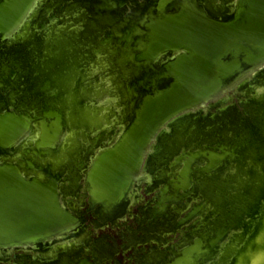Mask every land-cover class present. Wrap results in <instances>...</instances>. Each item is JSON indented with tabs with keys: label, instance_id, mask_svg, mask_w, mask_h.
<instances>
[{
	"label": "water",
	"instance_id": "obj_1",
	"mask_svg": "<svg viewBox=\"0 0 264 264\" xmlns=\"http://www.w3.org/2000/svg\"><path fill=\"white\" fill-rule=\"evenodd\" d=\"M36 1L0 0V92L8 91L10 97L17 95L14 83L23 84L25 66L21 55L7 52L3 43ZM87 2L95 5L99 15L111 17V21H101L96 31L101 46L98 52L108 49L119 61L117 71H122L120 118L115 124L120 130L112 143L81 164L83 174L76 177L77 181L83 179L79 197L77 189L65 187L70 182L65 169L55 168L52 162L53 150L66 129L62 112L60 124L53 130L46 128L40 142L35 138L32 146L19 148L30 130H38L40 120L52 116L18 111L15 99L0 102V250L43 249L61 242L65 234L84 225L86 219L79 210L84 203L95 218V229L124 219L145 153L159 129L181 113L233 90L264 63V0H232L222 14L204 0ZM202 141L200 137L192 145L198 149L172 163L180 164L181 171L170 181L171 194L157 202L159 214L171 201L187 199L195 172L214 174L232 159L234 150L226 151L219 142L201 149ZM194 214L195 209L181 222ZM230 228L217 231L205 249L197 242L164 264H199L229 236ZM78 256L70 258L65 253L55 264H96L95 259Z\"/></svg>",
	"mask_w": 264,
	"mask_h": 264
},
{
	"label": "rangeland",
	"instance_id": "obj_2",
	"mask_svg": "<svg viewBox=\"0 0 264 264\" xmlns=\"http://www.w3.org/2000/svg\"><path fill=\"white\" fill-rule=\"evenodd\" d=\"M45 1V6H47V2H50L51 0ZM70 1H72V3ZM76 1L56 0L57 4L55 7L60 5L59 3L61 2L64 4L66 2V6L82 5V10L75 15L70 12L60 13L59 16H57V22L49 23L43 36L36 35V31L33 29L34 33L26 35L21 41L17 42L16 45L11 44L6 40L3 43V46H6L7 44L10 46L15 45L14 51L17 55L23 56V53L25 52L23 63L25 66L24 78L26 80L23 81L24 78H22V86L20 83L15 82L12 87L13 91L17 94L15 101L16 107L20 108L23 104H27L25 99L27 98L26 94L28 93V103H31V101L32 103L35 102L34 104L38 107H41L42 103L49 104L50 106L49 109H44L42 111L41 116L47 115L52 117L47 120L39 121L38 130L36 131L38 134L36 137L37 141H41V136L46 128L53 130L54 126L60 124L59 111L61 105L65 108L66 129L64 130V133H66V135L63 137L61 147L65 144L66 139L72 136V127L78 124H90L95 127L98 124H101L105 119V104L101 100V97L103 96V93L106 92V89L103 88L100 90L96 87V85L99 87L101 86V82L97 77L100 76L101 73L97 72L95 80L96 85L89 83L82 88L84 97L87 98V100L83 103V107L81 108L80 98H77V96L73 94L72 87L70 88L71 90L67 87L66 75L68 71L87 63L86 61L90 59V61H92L89 62L90 64L97 65L105 70H107V68L109 69L110 74L114 75L112 83L117 87L119 93L120 85L122 83L121 81L123 80L122 71H117L116 58L114 59L112 57L109 50H104L105 52L103 51L104 55L102 57L98 54V50L101 46H99L100 44L98 43L99 38L97 37L96 28L101 25L100 22L103 20L111 21V17L107 15L108 13L99 15L100 13H98L95 5L92 3L90 4L87 0ZM205 1L207 0H204V2ZM107 5L111 6L112 3L107 2ZM82 19L85 20L81 30L60 33L61 36H59L55 42H49V40L46 39V36L51 30L69 28V26L80 22ZM54 25H56V27H54ZM76 38L78 42L72 43L71 40ZM81 38L91 42L87 53L83 44L79 41ZM98 57H100V59ZM46 77L51 78V86L46 85ZM30 80H40L41 84L39 86H33L32 89L30 88L29 91H27L24 82L27 83V81L29 82ZM43 80H45V82ZM111 85L112 84L109 86ZM57 87H60V92H56L61 95L59 94L60 96L53 98L50 96L49 92H55V89L53 90V88ZM37 89L42 92V95L35 94ZM109 89L111 90V87H109ZM257 89H259V87ZM257 89H252V99L254 100L263 98L260 96L261 94ZM61 92H64V94ZM35 95H39L37 99H35ZM227 95L228 97L225 104L229 106L217 108V110L212 108L213 112H211V114H207L200 119H195L189 125V132L194 135L202 136L210 133L217 121H224L222 122V130L225 132L234 126L236 127L238 122L242 120V126L236 138L237 152L235 154L236 158H234L235 165H233V168L230 167V173L220 183L221 194L219 196L217 195L215 202V209L220 208L221 212L219 220L215 225L227 222L231 218H234V216H236V210H240L239 218L233 227V231L225 239V241H227L226 246L211 264H226V261L227 264H264V245L260 242L255 243L253 241V236L264 223V114H257L256 121L254 122L248 116L247 112H245L244 104L242 102L244 99L243 96L234 90H229ZM82 138L83 136H80V140H76L75 142L70 140L67 142L66 147L64 148V153L68 157H71V160L73 156L75 157L79 154L78 152L80 150H84L81 143ZM64 153L60 152L58 149L52 157L53 160L55 161L60 157L61 159H65ZM71 160H68L70 164L76 163L74 158L72 161ZM219 176L220 174L217 177ZM216 181L218 180L216 179ZM196 185H198V183ZM185 204L186 207L190 205L189 202H186ZM225 206L228 208V212L226 213L225 211L223 212V210H226L224 208ZM207 210L208 206H205L203 210L201 208L198 212L199 214L197 213L198 216L202 217ZM176 217H178V214L173 215V219ZM173 221L174 220H171L165 223L167 227L164 232L169 233L171 231ZM253 223L254 227L252 234L246 239L245 235L248 230H251ZM245 239L246 241L244 242ZM194 257L195 254H193L192 258ZM256 258L257 260L255 261ZM2 262L8 261L3 260ZM28 262L29 264H49L42 259H29Z\"/></svg>",
	"mask_w": 264,
	"mask_h": 264
},
{
	"label": "flooded vegetation",
	"instance_id": "obj_3",
	"mask_svg": "<svg viewBox=\"0 0 264 264\" xmlns=\"http://www.w3.org/2000/svg\"><path fill=\"white\" fill-rule=\"evenodd\" d=\"M138 1H142V0H138ZM70 2L72 3V1ZM47 3L49 5L47 4V6H45L44 4L43 6H41L42 10L39 12L37 19L31 25L32 26L31 28L34 29V31H36V35L38 36H43V34L46 32L49 26V23L57 22L56 19L60 13L70 12L71 14L75 15L80 10H82V5L66 6L65 5L66 2L65 4L61 2L59 3L60 5L55 7V5L57 4L56 0H51L50 2ZM54 27H56V25H54ZM15 45L10 46L7 44L6 47L8 49L6 48L7 49L6 51L15 54L14 51ZM24 53L23 56L21 55L22 60L24 59V55H25ZM45 79L47 80L46 85L51 86L50 85L51 78L46 77ZM43 81L45 82V80ZM40 84H41L40 80L39 81L30 80L29 82L27 81L26 84L27 91H29L30 88L32 89L33 86L34 87L36 85L39 86ZM2 87L3 86L1 85V88ZM54 89L55 92H52L53 94L49 92V94L51 97L56 98V96L61 95L60 93L59 95L56 92V91L60 92L59 91L60 87L53 88V90ZM38 90L39 89L36 90L35 94L40 95L42 92ZM8 93H9L8 91H6V93L0 92V102L3 101L12 102V99H15L13 100L14 101L13 103L15 104L16 98L14 96L13 97L7 96ZM61 93L64 94V92ZM28 94H26L27 98H28ZM4 95L7 96L5 97V100H3L2 98ZM39 95L37 96L35 95L34 96L35 99H37ZM27 98L25 99L27 104H23L24 107L22 105L20 108L17 109L18 111H23V112L30 111L31 115H35V114L41 115L44 109H49L50 107L49 104L46 103L45 104L42 103L41 104L42 106L38 107L34 104L35 102L32 103L31 101V103H28ZM64 109L65 108L62 107L61 105L60 111L62 112L63 117L65 116V112H66L64 111ZM115 128H116L115 131H117L118 127ZM239 128H235V129L232 128V130L221 132L213 141H202V144L200 146L201 149H205V147H207L208 144L213 145L215 144V142H219L220 146L221 145L226 146L225 147L226 151L231 152V150H234L233 152L234 155L232 156V159L228 160L227 163L221 169L218 170L217 174L214 173V176H210L211 174L210 175L204 174L205 181L207 178L215 179L216 178L215 176H218L220 174L219 178L220 177L221 178L219 180L217 179L218 181H216L217 190L215 189L213 190V192H207L208 189L206 185L207 182L205 183L204 181L203 184L199 186L194 183V178H193V184H194L193 191L190 192L187 199H183L180 203L171 201V203L169 205L167 204L168 206L163 209V212L159 214L157 211L159 208L157 202H159V199L161 197H165L171 194V188L169 185H171L170 181L173 179L174 176L170 175L169 177L166 178L165 183L156 186L150 192H147L145 190V185L143 184V187L137 193L134 192L133 202L131 203L124 219L117 221L112 226L107 225L104 228H97V229L93 227L95 218L92 217L90 211H86L87 204L84 203V205H81L79 207V210L81 211V213L84 214L86 219L84 225L90 231V239L87 246H85L79 251L74 252L73 254H69L64 251H57L58 255L56 257V260H54L50 264H55L61 259H63L65 253H67L70 258H73L75 255L79 253V256L77 258L82 259L83 257H89L91 261L95 259L96 264H164L166 262L173 261L175 257L181 254V251L183 249H186L197 242L202 243L201 248L205 249V246L208 245L211 238L215 237L217 231L220 232L225 228H227L228 226H230L232 227L230 228V233H231L233 231L234 223L236 222L235 219H237L240 210L238 211L236 210L235 212L236 216H234L235 214L233 215L234 218H231L227 222L218 223L217 225H215L216 222L219 220V215L221 213L220 208L215 209L216 206L215 202L217 199V195L219 196L221 194V189L219 184L230 173L229 170L230 167H232L233 164L235 165L234 158H236L235 154L237 152L236 138L240 132ZM111 135L112 134L110 131H97L95 134L88 136V144L86 145V148L84 150H80L78 152L79 154L74 159L76 163L62 166V168L65 169L64 175L67 176L69 175L68 178L71 179L70 183L68 181H66L65 183V187L68 190L77 189L75 193H78L79 194L78 196L80 197L82 193V189H80V185H83V179L80 178L77 181L76 177L78 175L82 176L83 174L80 168L81 164L83 163L82 161L84 160L87 161L90 157L92 158L93 156H95V154L99 149L97 147L98 144L101 142L105 143L106 141H108ZM199 141L200 138L198 137L194 140H191L190 145L188 147H186L185 145H182L180 147L179 152L176 155H174L172 159L169 161L168 168L170 170L168 171V173H170L171 170L173 169L174 166L172 165V163L177 158L188 153L189 151H195L196 149H198L197 147L193 148L192 145ZM112 142L113 140L110 143ZM110 143L106 145H109ZM203 165L204 163L196 164L194 167H199ZM67 170L69 173L67 172ZM195 173H200V172H195ZM165 186L169 187V191H165L164 189ZM200 192L202 193L201 194L202 196L199 194ZM186 202L190 203V205H188L187 207L185 206ZM209 203H210V208L209 211L206 212L207 214L205 218L198 216L199 214L198 212L201 210V208L203 210V208L205 206H208ZM194 209H195L194 215H196L197 213L198 214L196 216L193 215V217L189 220L181 222L186 217V215L189 214ZM224 211L225 210H223V212ZM176 214H178V217L173 219V215ZM171 220H174L171 225V231L169 233H166L164 232V230H162L165 229V227L164 226L162 227L161 225H164L167 221H171ZM185 237H187L189 240L187 239L186 241H184ZM226 244L227 241H225L224 239L219 243V245L215 249V251H217L215 257H217V255L220 254L221 250L225 247ZM214 252L210 254L209 257H207L205 260L201 261L199 264H208L207 262L214 254ZM97 254L98 255L100 254L99 255L100 258L98 257ZM0 264H13V261L12 260L8 262L0 261Z\"/></svg>",
	"mask_w": 264,
	"mask_h": 264
},
{
	"label": "bare ground",
	"instance_id": "obj_4",
	"mask_svg": "<svg viewBox=\"0 0 264 264\" xmlns=\"http://www.w3.org/2000/svg\"><path fill=\"white\" fill-rule=\"evenodd\" d=\"M231 1L232 0H207L205 1V3L210 8H212L217 14H222L223 12H225V9L227 8L228 3ZM45 2H46L45 0H37L34 3L33 7L30 9V11L28 12V14L26 15V17L23 19L21 24L18 26V28L6 39V41H9L11 44H16L17 42L21 41L26 35L30 33H34L33 29L31 28L32 27L31 25L37 19L39 12L42 10L41 6H43ZM84 20L85 19H82L80 22L74 23L72 26H69V28L59 29V30L53 29L46 36V39H48L49 42H55L58 39V37L61 36L60 33L76 32L78 30H81L84 24ZM79 41L83 44V47L85 48L86 53H87V51L90 48L91 42H89L88 40H83L82 38ZM71 42L77 43L78 40L76 38L74 40H71ZM98 54H100L99 55L100 57L104 55L103 52L101 53L98 52ZM100 57L98 58L100 59ZM86 62L87 63L68 71L66 75L67 76L66 82L68 85L67 87L69 89L72 87L73 94L77 96V98L78 97L80 98V101H81L80 106L82 108L83 103H85L87 100V98L84 97L82 88L85 87L89 83L96 85L95 80H96L97 72L101 73L100 76H97L101 82V86L99 87L96 85V87L99 88L100 90H102L103 88L106 89V92L103 93V96L101 97V100L105 104V108H104L105 119L101 124H98L95 127L91 126L90 124H80V125L78 124L72 127L71 128L72 136L68 137L66 139L65 144L61 147L63 137L66 135V133H63L62 139L59 141L56 149L53 150V153H56L58 149L60 152L64 153V148L66 147L67 142L70 140L72 142H75L76 140H80L79 139L80 136H83L81 143L83 145L82 146L83 149H85L86 145L88 144V136L95 134L97 131H110V132L113 131L111 130V128L115 126V124L118 122L120 118L121 95L117 87H115L112 83L113 82L112 79H114V75L110 74V71L108 68L107 70H105L102 67H98L97 65L90 64L89 62H92L90 61V59H88V61ZM110 84L112 85L109 86ZM109 87H111V90L109 89ZM258 87L259 89H257ZM254 88L259 90L261 94L260 96L263 97L262 99L260 98L258 100L252 99V93H253L252 89ZM233 90L239 93L241 96H243L244 99L242 97L241 98L243 99L242 102L244 104L245 112H247L251 120L255 122L257 114H261V113L264 114V63L260 65L259 67H257L256 69H254L253 71H251L248 75H246L240 81H238L237 84L234 86ZM227 97H228L227 92H225L197 109H193V110L181 113L180 115L170 119L159 129V131L156 133L155 137L149 144L147 151L145 153V156H144L141 168H140V172L138 175L137 183L134 186V192L137 193L141 189L143 184L145 185L146 191L153 190L156 186L161 185L162 183H165L166 178L169 177L170 175L174 176L178 174V172L181 171L180 164L174 166L170 173H168V171L170 170L168 168V165L172 157L179 152L180 147L182 145H185L186 147H188L190 145V141L198 137L199 138L201 137L202 140L204 141H213L221 132H223L222 122L224 121H219V122L217 121L216 125L213 127L211 132L208 133L207 135H202V136L194 135L193 133L189 132V127H190L189 125L191 124L193 120L200 119L207 114H211V112H213L212 108H215V110H217V108H221V107L223 108V107L229 106L225 104ZM241 122L242 120L238 122V125L236 127L234 126L232 128L234 129L239 128V127L241 128L242 126ZM232 128L229 130H232ZM119 130L120 128H118L117 131H115L114 134L110 136L108 141H106L105 143H102V142L99 143L97 147L100 148L110 143L112 140H114ZM36 137H37V133L34 132L33 130H30L27 133V136L24 139H22V141L20 142L19 148H23L26 145L32 146L33 144L32 142ZM20 153H21V150H20ZM73 154H74V150H73ZM18 155H19V151L16 156ZM64 156H65V159L63 158L61 159L60 157L59 159L52 161L55 165V168H59V167L70 164L68 160L69 159L71 160V157H68L66 154ZM73 158L75 159L76 156L75 157L73 156ZM233 165L231 168H233ZM210 176H214V174H211ZM215 177H216L215 179L207 178L205 181L204 174L195 173L194 183L195 184L198 183V185L200 186L205 181V183L207 182L206 185L208 187L207 192H213V190L215 189L217 190L216 179L219 180L221 178L217 176ZM165 187H168V186H165ZM167 189H165V191H167ZM201 194L202 193L200 192V195ZM209 208H210V203L208 204L207 211H209ZM206 214L207 213H204L202 218H205ZM161 226L162 227L164 226L165 229L167 227L166 224L161 225ZM253 227H254V223L252 225L251 230L250 231L248 230V232L246 233L245 235L246 239L248 238V236H250V234H252ZM165 229H162V230L165 231ZM64 236L66 238L62 240L61 242L52 243L48 246L46 245L45 248L43 249L39 248L38 246H30V247L26 246V247H16V248L8 249V250H0V261L12 260L13 264H29L28 262L29 259H38V260L42 259L45 262L47 261L50 264L54 260H56V257L58 255L57 251H64L69 254H73L74 252L79 251L85 246H87L89 239H90V231L85 225H83L80 229L76 228L70 233L65 234ZM187 239L188 238L185 237L184 241H186ZM246 239L244 240V242L246 241ZM253 241L255 243L260 242L262 245H264V223L260 226L258 231L253 236ZM216 252L217 251H215L214 254L211 256V258L207 262L208 264H211L214 261V259L216 258L215 257ZM256 260L257 258L255 259V261ZM226 264H227V261H226Z\"/></svg>",
	"mask_w": 264,
	"mask_h": 264
}]
</instances>
